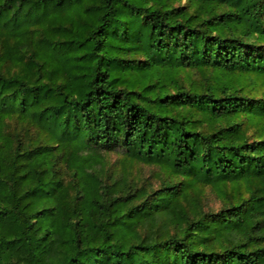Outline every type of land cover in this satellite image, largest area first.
Segmentation results:
<instances>
[{"label": "trees", "instance_id": "obj_1", "mask_svg": "<svg viewBox=\"0 0 264 264\" xmlns=\"http://www.w3.org/2000/svg\"><path fill=\"white\" fill-rule=\"evenodd\" d=\"M0 264H264V0H0Z\"/></svg>", "mask_w": 264, "mask_h": 264}]
</instances>
